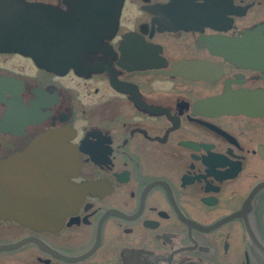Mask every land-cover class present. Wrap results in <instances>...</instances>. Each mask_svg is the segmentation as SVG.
Returning a JSON list of instances; mask_svg holds the SVG:
<instances>
[{
	"label": "flooded vegetation",
	"instance_id": "1",
	"mask_svg": "<svg viewBox=\"0 0 264 264\" xmlns=\"http://www.w3.org/2000/svg\"><path fill=\"white\" fill-rule=\"evenodd\" d=\"M114 1L75 66L0 45V159L46 134L70 174L46 228L0 217V264H264V0ZM46 7L105 11L0 15Z\"/></svg>",
	"mask_w": 264,
	"mask_h": 264
},
{
	"label": "water",
	"instance_id": "2",
	"mask_svg": "<svg viewBox=\"0 0 264 264\" xmlns=\"http://www.w3.org/2000/svg\"><path fill=\"white\" fill-rule=\"evenodd\" d=\"M89 1L94 11H105L84 13L82 20L71 15L73 21L71 16L56 14L47 7L45 15H0V45L5 43L7 48L26 52L51 70L75 66L109 33L113 18L119 14L114 0ZM91 15L99 20L93 22V28L87 22ZM59 163L60 158L46 150V134L15 156L0 159V217L46 228L51 201L58 193L56 186L69 182L70 174L62 173L64 165Z\"/></svg>",
	"mask_w": 264,
	"mask_h": 264
}]
</instances>
